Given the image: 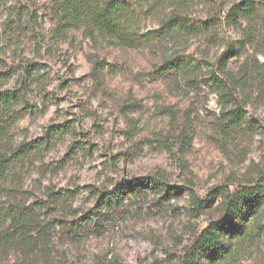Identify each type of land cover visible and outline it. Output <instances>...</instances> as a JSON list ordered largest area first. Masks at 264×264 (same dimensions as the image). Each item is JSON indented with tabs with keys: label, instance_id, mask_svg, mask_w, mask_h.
I'll return each instance as SVG.
<instances>
[{
	"label": "rangeland",
	"instance_id": "obj_1",
	"mask_svg": "<svg viewBox=\"0 0 264 264\" xmlns=\"http://www.w3.org/2000/svg\"><path fill=\"white\" fill-rule=\"evenodd\" d=\"M218 29L178 37L145 17L129 48L82 25L59 31L51 0H0V91L25 83L2 145L39 140L0 179V264L203 262L195 239L244 186L258 188L261 232L239 262L264 264V25L226 64L246 113L238 126L221 117L207 68L239 33ZM178 55L195 66L190 77L160 69ZM143 176L163 185L139 182L119 205L97 200ZM13 217L23 225L10 229Z\"/></svg>",
	"mask_w": 264,
	"mask_h": 264
},
{
	"label": "trees",
	"instance_id": "obj_2",
	"mask_svg": "<svg viewBox=\"0 0 264 264\" xmlns=\"http://www.w3.org/2000/svg\"><path fill=\"white\" fill-rule=\"evenodd\" d=\"M199 6L206 10L204 19L194 14V8ZM51 12L59 31L82 25L90 37L95 32L104 33L129 48L142 41L140 28L145 17H156L160 30L178 37L205 34L216 39L220 26L232 28L239 35L225 39V47L216 58L218 66L211 64L207 68L208 78L216 86L221 117L228 125L238 126L245 121L243 105L233 97V78L226 70V64L232 57L239 55L244 46L256 43L258 35L253 26L264 25V0H51ZM217 14L222 17H216ZM16 30L19 32L20 27ZM185 58L179 55L166 57L160 69L190 77L195 66ZM36 68L30 64L25 67L26 80L30 81ZM219 74L223 79L219 78ZM24 84H17L19 88L0 91V179L7 174L12 162L22 158L29 148L31 150L39 142L34 140L16 146L11 144L9 147L2 145L9 133L10 113L15 112L14 103L19 101L25 91ZM139 182L163 185L155 177L131 178L115 184L111 190L106 188L97 191V200L119 205ZM164 187L169 189L166 185ZM192 197L200 210L207 204L206 201ZM258 197L257 186L238 187L227 196L226 218L209 223L195 239L194 251L204 253L203 262L191 257L188 264H240V254L249 249L260 236L261 227L255 211ZM15 220L13 217L10 229L23 225L20 221L15 223ZM227 234L230 236L228 244L218 249L221 238Z\"/></svg>",
	"mask_w": 264,
	"mask_h": 264
}]
</instances>
